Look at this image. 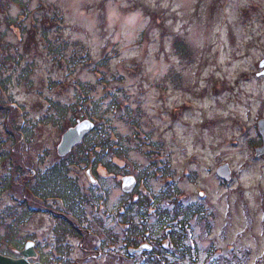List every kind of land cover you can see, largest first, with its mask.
Returning <instances> with one entry per match:
<instances>
[{"label":"rangeland","instance_id":"rangeland-1","mask_svg":"<svg viewBox=\"0 0 264 264\" xmlns=\"http://www.w3.org/2000/svg\"><path fill=\"white\" fill-rule=\"evenodd\" d=\"M20 1L0 0V59H14L1 67L7 91L0 98L33 132L30 143H22L23 159L41 171L58 161L70 127L43 121L50 102L71 107L67 120L82 117L91 101L102 110L116 103L105 125L127 151L126 160L115 161V175L99 168V188L89 184L84 166L73 168L71 180L82 193L92 188L101 196L98 215L90 206L81 212L105 227L83 223V240L65 239L71 257H79L78 264L142 258L126 257L122 228L111 216L124 200L123 177L149 170L145 188L154 198L167 197L169 208L201 206L203 218L190 224L196 264H264V155L252 144L264 120V0ZM176 41L185 43L180 51ZM218 169L229 181L217 177ZM20 194L0 195V214ZM50 205L64 211L57 201ZM55 225L50 215L36 214L19 239L30 238L34 250L56 261ZM104 229L118 237V246L99 245Z\"/></svg>","mask_w":264,"mask_h":264},{"label":"trees","instance_id":"trees-1","mask_svg":"<svg viewBox=\"0 0 264 264\" xmlns=\"http://www.w3.org/2000/svg\"><path fill=\"white\" fill-rule=\"evenodd\" d=\"M8 1L15 3L17 6L22 4L20 0ZM0 8H2V5ZM174 45L180 51V46H185V43H177L176 41ZM2 50H4L3 47ZM10 61H14L10 55L0 59V72L1 67H5V63ZM25 74H29V70L26 68L23 70L24 77H26ZM6 81L9 83L8 79ZM4 85L6 84L0 79V91L2 89L7 91ZM87 94L89 95L90 92L87 91ZM94 102L89 103V110L82 111V117L70 118L69 120H67V115L71 112V107L50 102L48 113L51 114L45 116L46 118L43 121L52 123V126L58 128H61L62 124L66 122L65 126L72 128L79 120L89 119L94 122L95 128L92 133L85 136L80 145L74 147L71 153L62 159H58L52 167L40 171L36 168L33 169V165L23 159L24 154L21 150L22 143L27 145L30 143L33 132L18 124L17 110L13 107V104L6 102L2 97L0 98V170L4 168V172H0V195L17 190L22 196V199L15 200V198L13 200L14 205L0 214V255L14 258L24 248L25 242L19 239L23 225L36 213L50 214L52 212L57 224L53 231L57 237L58 246L56 250L64 258L59 259V262L77 264L70 263L69 260L65 261L68 257L69 248L62 247L60 241H64L67 237L80 241L84 239V236H86L85 231L76 227L73 221L84 220L81 210L87 205L91 208L99 205L100 197L94 191H91L89 196L83 195L76 181L71 180L72 170L74 167H87L92 160L91 168L95 176L99 168L115 175L118 170V164L115 161L125 159V154H127L126 148L119 138L113 141L114 136H112L111 126L105 125L108 122L106 115L109 112H115L117 109L116 103L110 105L111 107H108V105L102 110V106ZM62 130L64 131V128ZM1 134L5 136L4 139ZM252 144L253 147L260 148L261 140H259L258 134L257 140L252 141ZM135 177L138 184L144 183L145 187H148L152 178L149 170L139 172ZM137 194V200H134L131 195L123 196L124 200L119 202V206L113 213L117 221V223L115 221V224H118L119 228H123L121 242L124 248H137L138 241L142 240L153 243L151 251L144 252L142 258L133 263L196 264L198 261L197 246L194 250L192 249L189 234L192 230L190 228L192 220L194 218L199 220V217L203 218V212L200 210L201 206H196V210L193 211L191 210L192 206H182L175 203L174 206L170 204L169 208L167 197H160L159 195L157 198L150 200L140 191H137ZM165 194L168 196V193ZM54 199L64 202L65 210L72 216L67 213H58L59 209L57 208L55 211H51V207L46 206V201H53ZM163 202L166 203V206L161 207ZM94 209L97 211L98 208ZM152 210L151 218L154 219V222L148 226L147 216ZM91 222V224L100 225V227L102 225L96 219H92ZM25 240L27 239L24 238ZM164 242L165 246L163 245ZM119 243L118 237L109 230L106 231L101 244L104 249L110 246H118ZM43 264H46L45 261Z\"/></svg>","mask_w":264,"mask_h":264},{"label":"water","instance_id":"water-1","mask_svg":"<svg viewBox=\"0 0 264 264\" xmlns=\"http://www.w3.org/2000/svg\"><path fill=\"white\" fill-rule=\"evenodd\" d=\"M93 129V126L89 122H83L82 124L77 125L75 128L68 130L66 133L62 135V141L59 147L57 148L58 156L63 157L67 155L75 145L81 143L84 139V136L88 134ZM259 135L261 140H263V150H264V121L259 122L258 124ZM219 176H222L223 173L221 170L217 171ZM85 175L91 184L94 183V180L90 176V169L85 171ZM226 176H228L226 174ZM135 186V181L132 177L124 178L122 180L121 189L124 193L129 194ZM146 247H142L137 250V252H141L145 250ZM132 251V250H131ZM20 259H11L7 257L0 256V264H30L29 259L35 258L32 250V246L30 244H26L24 250L19 254ZM38 264V263H36Z\"/></svg>","mask_w":264,"mask_h":264}]
</instances>
